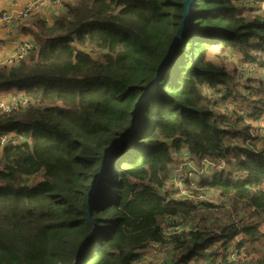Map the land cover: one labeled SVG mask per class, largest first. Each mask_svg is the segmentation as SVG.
Here are the masks:
<instances>
[{
    "label": "trees",
    "instance_id": "1",
    "mask_svg": "<svg viewBox=\"0 0 264 264\" xmlns=\"http://www.w3.org/2000/svg\"><path fill=\"white\" fill-rule=\"evenodd\" d=\"M184 1L79 0L51 24L36 16L25 26L36 47L0 68V91L25 102L0 108V133L19 137L0 141V264H73L94 230L88 195L135 123ZM263 3L195 0L135 133L111 152L93 202L97 230L77 264H143L152 246L172 248L162 264H264ZM212 50L253 74L217 65ZM185 157L211 164V174L186 179L196 199L162 195Z\"/></svg>",
    "mask_w": 264,
    "mask_h": 264
},
{
    "label": "rangeland",
    "instance_id": "2",
    "mask_svg": "<svg viewBox=\"0 0 264 264\" xmlns=\"http://www.w3.org/2000/svg\"><path fill=\"white\" fill-rule=\"evenodd\" d=\"M31 0H0V16L4 11H12L14 9V5L19 4L21 7H25L26 3ZM79 2V0H62L59 3L55 1L48 2L47 5L43 6L40 9L32 10L31 13L24 18L21 19H13L12 24L9 27V33L4 31V34H0V38H2L5 43V49L0 46V66H6L9 64V60L12 57H16L23 47H25L26 43L33 41L30 35L24 33V28L26 25L30 24L32 19L36 16L41 17L46 22H53L56 17L62 15L66 11V5H75ZM264 4V3H263ZM40 18V19H41ZM31 21V22H30ZM51 24V23H50ZM2 27V24L0 25ZM209 58L214 63L219 66L226 67L228 70H233L234 66L241 69L244 73V79L248 74H253L250 72V69L247 67L249 64L246 62H241L234 54L230 52H222L220 50H212L209 53ZM14 89V88H12ZM13 90L9 91H0V101H6L8 103L9 97L16 96ZM238 103H242L247 105L246 101H241ZM237 104V103H236ZM231 109H234V104L228 105ZM261 125H264V120H261ZM251 123V122H250ZM1 134V133H0ZM11 135L0 136L2 139L13 138L14 135L12 133H7ZM263 144V143H262ZM191 167V170L188 168ZM208 168H211V164L207 161L203 162V169H201L198 165L195 164L189 157H185L182 160L181 165L179 166L178 176L176 177L173 184H171L167 191H161L160 193L169 194L173 198L178 199H190L195 200L196 197L192 192V189L199 190L200 188L197 185H187L186 179L194 177L197 178L198 174H211ZM205 201L214 204L215 206L220 205L221 203H225V207L229 208L230 206L226 201L222 200L218 195H209L204 199ZM202 216V213H198L196 218ZM164 221V227L167 231H171V221ZM189 223L186 219H175L174 225H179L180 229H184L185 226ZM262 231H264V220L262 223ZM171 247L168 249H159V248H150L149 252L146 256H143L142 263L143 264H162L166 259L169 258V254L171 252ZM233 252V251H232ZM248 264V262L246 263Z\"/></svg>",
    "mask_w": 264,
    "mask_h": 264
},
{
    "label": "water",
    "instance_id": "3",
    "mask_svg": "<svg viewBox=\"0 0 264 264\" xmlns=\"http://www.w3.org/2000/svg\"><path fill=\"white\" fill-rule=\"evenodd\" d=\"M195 0H186L182 3V5L185 7V14L183 17V21L180 25V28L178 29V31L175 34L173 43L171 45L169 54L167 56V58L162 62L160 68H159V72L158 75L156 76L155 80L151 83V85L149 86V88L146 90V92L144 93L143 97L141 98V100L139 101V103L137 104L135 110H134V118H135V123L133 125V127L131 128V130L127 133V135H125L123 138H121L119 141H117L113 147L110 149L108 155L105 158V162L103 164L102 169L100 170L99 174L97 175L94 184L92 186V189L88 195V200H87V207H88V220L91 223V225L93 226V231L88 235V237L85 239L83 245L80 247V250L76 256V258L74 259L73 264H77V262L80 259V255L82 254L85 246L87 245L88 241L92 238V236L95 234V231L97 230V225L93 222L92 220V208H93V202H94V198L96 196L97 190L99 189V181L101 180L107 166L109 165L110 159H111V152L114 150H117L118 148H120L121 146L125 145L128 140L133 136V134L136 131L137 128V124L139 121V115H140V108L142 106L143 101L145 100L147 94L152 90V88L157 84L159 78L161 77L162 72L164 71V69L166 68L168 62L173 58V52L175 47L177 46V44L183 39L184 35L186 34V32L189 29V21H190V16L192 13V6L194 5Z\"/></svg>",
    "mask_w": 264,
    "mask_h": 264
},
{
    "label": "built area",
    "instance_id": "4",
    "mask_svg": "<svg viewBox=\"0 0 264 264\" xmlns=\"http://www.w3.org/2000/svg\"><path fill=\"white\" fill-rule=\"evenodd\" d=\"M55 1L56 3L61 2L62 0H31L28 3H26L25 7H21L19 4L14 5V9L12 11H4L0 16V25L2 24V27H0V34H4L6 31L9 33V27L12 24L13 19H21L24 17H27L32 10L40 9L43 6L47 5L48 2ZM50 23V22H48ZM0 46L5 49L6 43L5 41L0 38ZM36 47V44L34 41H31L26 43L25 47L20 49L18 55L16 57H12L9 60V64L6 66H0L2 67H15L17 66L22 60H24L27 55ZM21 99H17L16 96L9 97L8 103L6 101H0V108L4 109L5 111H11L14 108H18L21 105H24L25 102H20ZM5 135H11L7 133H1L0 136ZM19 140V137L14 135L13 138H6L5 140L0 138V141L4 144H13L17 145ZM150 248H156L155 246H152Z\"/></svg>",
    "mask_w": 264,
    "mask_h": 264
},
{
    "label": "crops",
    "instance_id": "5",
    "mask_svg": "<svg viewBox=\"0 0 264 264\" xmlns=\"http://www.w3.org/2000/svg\"><path fill=\"white\" fill-rule=\"evenodd\" d=\"M0 4H1V2H0ZM50 23H52V22H50Z\"/></svg>",
    "mask_w": 264,
    "mask_h": 264
}]
</instances>
